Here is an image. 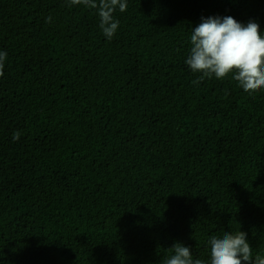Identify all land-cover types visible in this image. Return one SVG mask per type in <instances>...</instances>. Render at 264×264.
Instances as JSON below:
<instances>
[{"label": "trees", "instance_id": "trees-1", "mask_svg": "<svg viewBox=\"0 0 264 264\" xmlns=\"http://www.w3.org/2000/svg\"><path fill=\"white\" fill-rule=\"evenodd\" d=\"M217 16L264 33V0H127L111 40L96 9L0 0V264L207 262L237 230L264 256V90L186 65Z\"/></svg>", "mask_w": 264, "mask_h": 264}, {"label": "clouds", "instance_id": "clouds-1", "mask_svg": "<svg viewBox=\"0 0 264 264\" xmlns=\"http://www.w3.org/2000/svg\"><path fill=\"white\" fill-rule=\"evenodd\" d=\"M70 5H84L96 9L103 35L111 40L119 27L114 12L127 10V0H68ZM51 17L47 18V22ZM190 53L186 65L193 73H200L199 83L205 78L223 80L231 76L246 93L264 90V33L254 21L246 25L231 16L202 18L190 35ZM7 53L0 51V77L4 75ZM21 133H13L18 141ZM209 259H193L191 249L175 243L162 264H264V256L256 255L247 233L237 230L213 235L208 240Z\"/></svg>", "mask_w": 264, "mask_h": 264}]
</instances>
